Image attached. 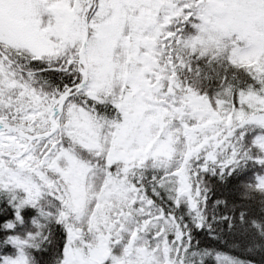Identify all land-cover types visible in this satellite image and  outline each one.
<instances>
[{"label":"snow or ice","instance_id":"obj_1","mask_svg":"<svg viewBox=\"0 0 264 264\" xmlns=\"http://www.w3.org/2000/svg\"><path fill=\"white\" fill-rule=\"evenodd\" d=\"M0 264H264V0H0Z\"/></svg>","mask_w":264,"mask_h":264},{"label":"trees","instance_id":"obj_2","mask_svg":"<svg viewBox=\"0 0 264 264\" xmlns=\"http://www.w3.org/2000/svg\"><path fill=\"white\" fill-rule=\"evenodd\" d=\"M236 254H239L238 252Z\"/></svg>","mask_w":264,"mask_h":264}]
</instances>
